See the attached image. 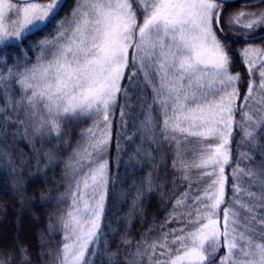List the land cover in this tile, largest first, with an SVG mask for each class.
<instances>
[{"label":"snow or ice","instance_id":"obj_1","mask_svg":"<svg viewBox=\"0 0 264 264\" xmlns=\"http://www.w3.org/2000/svg\"><path fill=\"white\" fill-rule=\"evenodd\" d=\"M231 4L232 0H73L66 7L67 0H0V61L6 64L11 46L19 49L30 37H40L26 45L39 50L35 64L21 66L17 61L6 72L0 71V137L6 142L9 127L19 124L26 138L29 128L32 136L59 138L66 122L93 120L81 133L83 143L68 166L73 174L70 189L57 201L63 204L68 198L71 203L58 217L59 228L52 226L53 231L63 232L53 264H91L88 254H96L101 239L109 183L104 154L111 138V113L122 95L123 118L129 92L140 89L146 96L149 88L151 103L140 102L146 109L143 128L153 142H160L157 135L163 142H175L178 158L183 145L196 140L188 151L198 153V158L190 164L181 160V167L185 172L199 169L210 181L203 192L186 191L176 199L159 235L150 242L142 238L128 264H141L144 257L147 264H212L221 248L225 254L218 264H264V212L257 214L264 209V160L257 164L253 180L261 185V195L234 186V192L243 191L259 203L236 198L221 209L234 116L249 107V101L264 105V99L254 97L256 86L250 80L244 103L237 106L241 76L230 73V42L218 35L224 32L223 13ZM257 4L264 0H249L241 7ZM226 23L228 30L242 31L245 43L264 40V9L236 12ZM241 53L250 76L260 65L259 89L264 97V48L245 47ZM16 86L19 98L12 91ZM257 113L254 118L243 112L244 124L237 125L243 131L242 142L250 146L264 131V108ZM45 157L52 159L50 153ZM0 159L7 161L5 168L15 171L4 148ZM240 171L234 169V176ZM243 174L253 175L251 170ZM184 180H189L187 174ZM13 186L18 187V182ZM242 210L249 214L243 220ZM169 223L180 226L164 230ZM20 252L30 264L26 250ZM11 260L0 259V264Z\"/></svg>","mask_w":264,"mask_h":264},{"label":"trees","instance_id":"obj_2","mask_svg":"<svg viewBox=\"0 0 264 264\" xmlns=\"http://www.w3.org/2000/svg\"><path fill=\"white\" fill-rule=\"evenodd\" d=\"M247 3L249 0H237L225 9L224 32L218 33L230 42V73H239L241 76L242 95L237 101L238 109L239 105L244 103L242 97L250 80L255 82L253 95L256 100L264 99L258 78L256 75H249L241 53L245 47L264 48V40L257 38L245 43L239 32L228 30L225 25L229 16L236 12L264 9V4L241 7ZM72 4L73 0H67L66 7ZM68 11H71L70 7ZM140 20L142 21V16ZM38 38L40 37H30L19 49L11 46V55L6 64L0 61V71L6 72L7 66L17 61L21 66L24 63L29 66L35 64L39 50L26 45ZM123 84L128 85L127 79ZM12 91L16 98H19L18 86ZM151 97L150 88L146 89V96L141 95L140 89L130 91L125 116L121 118L120 115L121 106L126 100L122 95L111 113V138L104 154V159L108 161L109 183L101 221V239L96 245V254H88L91 264H128V261L134 259L136 247L142 238L146 237L150 242L159 235L160 226L168 218L176 199L186 191L203 192L207 188L203 180L206 183L210 181L209 177L201 176L199 169L190 168L185 172L181 167V160L190 164L198 158V153L188 151L191 145L197 144L196 140L192 139L191 145L185 143L180 149L182 155L178 158L175 142H163L159 135L157 140L160 142H153L151 133L145 131L142 121L146 109L141 108L140 102L143 100L147 105L151 103ZM262 108L264 105L249 101V107L239 109L234 116L236 124L228 145L230 159L229 163L224 165L225 203L221 209L232 205L236 198L251 204L259 203L257 200H250L243 191L234 192V186L239 185L242 190L261 195V185L253 183V180L258 174L257 164L264 160V153L261 151L264 149V131L259 132L258 141L250 146L242 142L243 131L237 125L244 124L243 112H249L256 118L257 110ZM155 115L160 118L159 111H156ZM92 125L93 120L87 118L81 122H66L62 125L64 131L59 138L55 134L32 136L29 128V137L26 138L24 127L15 124L9 127L6 142L0 137V148L7 151L15 165L13 172L11 167L5 168L7 161L0 159V259L8 261L9 257H12L11 264H26L20 252V249H24L30 258V264H53L55 251L63 243V232L53 231L52 226L59 228L58 217L71 203L68 198H65L63 204H58L57 201L70 189L73 174L68 166L74 162V150L78 144L83 143L81 133ZM36 150L39 151L38 158ZM45 153L52 155L51 161L45 157ZM242 154L250 159H244ZM174 160L176 167H173ZM234 169L242 171L234 176ZM248 170H251L252 176L243 174ZM216 172L218 174L219 169H216ZM185 174L189 177L188 181L184 180ZM14 181L18 182V187L13 186ZM189 182L193 185L191 189ZM42 195L45 196L43 200ZM260 212H264V209L257 210L258 215ZM247 215L249 214L241 211L242 220ZM219 216L223 217L222 210ZM179 226L177 223H169L165 225L164 230ZM125 240L131 241V244H126ZM224 252L221 248L212 264H218ZM141 264H147V257L142 259Z\"/></svg>","mask_w":264,"mask_h":264},{"label":"rangeland","instance_id":"obj_3","mask_svg":"<svg viewBox=\"0 0 264 264\" xmlns=\"http://www.w3.org/2000/svg\"><path fill=\"white\" fill-rule=\"evenodd\" d=\"M142 19H143V17H142ZM142 22V21H141ZM227 22V21H226ZM225 25H227V23L225 24ZM227 27V26H226ZM236 27H240L239 25H236ZM228 28V27H227ZM257 31H260V30H257ZM234 32H239V34H240V36L243 38V35H242V31H234ZM243 62H244V60H243ZM245 64V66H246V68H247V70L249 69V65L248 64H246V63H244ZM260 70H261V68H260V65L259 64H257L256 65V67L253 69V74H252V77H254V75H256L257 76V78H258V81H259V83H260V81H261V77H260ZM248 73H249V70H248ZM255 73V74H254ZM254 79V78H253ZM203 182H205V185L207 186L208 185V183H206V181L205 180H203ZM224 191H225V186H224ZM222 219V218H221ZM224 254H225V252H224Z\"/></svg>","mask_w":264,"mask_h":264},{"label":"water","instance_id":"obj_4","mask_svg":"<svg viewBox=\"0 0 264 264\" xmlns=\"http://www.w3.org/2000/svg\"><path fill=\"white\" fill-rule=\"evenodd\" d=\"M235 1H237V0H232V2H235Z\"/></svg>","mask_w":264,"mask_h":264}]
</instances>
